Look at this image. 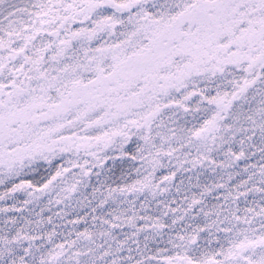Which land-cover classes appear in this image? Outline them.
Returning <instances> with one entry per match:
<instances>
[{
	"label": "snow or ice",
	"instance_id": "1",
	"mask_svg": "<svg viewBox=\"0 0 264 264\" xmlns=\"http://www.w3.org/2000/svg\"><path fill=\"white\" fill-rule=\"evenodd\" d=\"M0 264H264V0H0Z\"/></svg>",
	"mask_w": 264,
	"mask_h": 264
}]
</instances>
